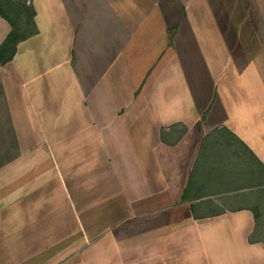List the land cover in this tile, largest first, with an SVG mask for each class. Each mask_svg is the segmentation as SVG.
Listing matches in <instances>:
<instances>
[{
  "label": "crops",
  "instance_id": "0c3cea01",
  "mask_svg": "<svg viewBox=\"0 0 264 264\" xmlns=\"http://www.w3.org/2000/svg\"><path fill=\"white\" fill-rule=\"evenodd\" d=\"M206 1L199 77L154 0H26L36 34L0 67V264H264V0L222 1L225 31Z\"/></svg>",
  "mask_w": 264,
  "mask_h": 264
},
{
  "label": "rangeland",
  "instance_id": "374dc122",
  "mask_svg": "<svg viewBox=\"0 0 264 264\" xmlns=\"http://www.w3.org/2000/svg\"><path fill=\"white\" fill-rule=\"evenodd\" d=\"M195 1L196 0H154V4L156 9L159 10V12L164 16V22L166 24V27H168L169 35L172 41L171 50L169 52L170 54L166 53L167 57L171 58L170 60L174 62L179 61L180 63L184 61L181 64H183V66L186 65L187 68L192 66L193 67L192 71H196L197 72L196 75L200 77L202 73H204L205 70L204 64L206 63L208 55L206 54V50L201 51V49L198 48L199 45L197 43V39L193 31V25L190 23L189 19L187 18L188 16L187 10L192 12L194 11V8L199 7L198 5L195 4ZM213 1L207 0L206 1L207 3L204 4V6L207 7L208 9L212 8L213 10H215L213 11L214 12L213 14L215 15V17H218V15H220V13L223 10L222 1L224 2L225 0H217V3L216 0ZM236 2L234 6L237 5ZM238 5H239L238 13H242L244 6L243 4H241V1ZM139 10H141V6ZM217 11H219V13H217ZM220 17L222 20H220L219 22H222L221 23L222 29L223 31H225L226 26H224V23L226 24V20L225 18L224 19L222 18L223 17L222 15H220ZM189 28L190 30H188ZM222 29H220V31H222ZM206 38H209V36L204 37V39ZM223 38L225 42H228V44L235 43V39L231 31H229V33L225 35V37ZM209 47L215 49L216 47L222 48V42H220L219 40L218 45L213 43ZM159 61H161V56H159L156 59L154 65L150 68V71L153 70V67H155ZM185 70L186 68L184 69V71ZM188 70L190 69L188 68ZM145 89H146V83L145 85L143 84L142 87H140L139 92H142V90L145 91Z\"/></svg>",
  "mask_w": 264,
  "mask_h": 264
},
{
  "label": "trees",
  "instance_id": "16d2710c",
  "mask_svg": "<svg viewBox=\"0 0 264 264\" xmlns=\"http://www.w3.org/2000/svg\"><path fill=\"white\" fill-rule=\"evenodd\" d=\"M0 17L6 21L10 31L0 45V67L12 61L17 45L34 36V11L26 5V0H0ZM257 218L256 213H253ZM259 239H250L256 242Z\"/></svg>",
  "mask_w": 264,
  "mask_h": 264
}]
</instances>
